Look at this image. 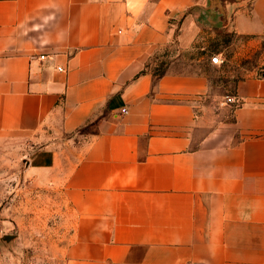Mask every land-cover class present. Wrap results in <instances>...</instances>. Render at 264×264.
Returning <instances> with one entry per match:
<instances>
[{
	"label": "crops",
	"instance_id": "1",
	"mask_svg": "<svg viewBox=\"0 0 264 264\" xmlns=\"http://www.w3.org/2000/svg\"><path fill=\"white\" fill-rule=\"evenodd\" d=\"M205 28L261 47L264 0H0V139L61 189L64 264H264V68L214 87Z\"/></svg>",
	"mask_w": 264,
	"mask_h": 264
},
{
	"label": "rangeland",
	"instance_id": "2",
	"mask_svg": "<svg viewBox=\"0 0 264 264\" xmlns=\"http://www.w3.org/2000/svg\"><path fill=\"white\" fill-rule=\"evenodd\" d=\"M200 38L209 46L205 58L219 55L224 61L209 75L225 94H232L239 79L264 68V38L258 47L251 38L206 28ZM201 53H185L176 69L199 71ZM29 149L18 141L0 139V264H64L63 248L73 227L71 212L61 189L30 186L22 157Z\"/></svg>",
	"mask_w": 264,
	"mask_h": 264
},
{
	"label": "built area",
	"instance_id": "3",
	"mask_svg": "<svg viewBox=\"0 0 264 264\" xmlns=\"http://www.w3.org/2000/svg\"><path fill=\"white\" fill-rule=\"evenodd\" d=\"M211 62L215 65H221L224 61L219 55H214L211 58ZM239 102L234 95H229L225 97V104L228 105H237ZM124 113H127L126 110H123Z\"/></svg>",
	"mask_w": 264,
	"mask_h": 264
},
{
	"label": "water",
	"instance_id": "4",
	"mask_svg": "<svg viewBox=\"0 0 264 264\" xmlns=\"http://www.w3.org/2000/svg\"><path fill=\"white\" fill-rule=\"evenodd\" d=\"M211 8L221 10V0H210ZM7 240L9 237L6 238Z\"/></svg>",
	"mask_w": 264,
	"mask_h": 264
},
{
	"label": "trees",
	"instance_id": "5",
	"mask_svg": "<svg viewBox=\"0 0 264 264\" xmlns=\"http://www.w3.org/2000/svg\"><path fill=\"white\" fill-rule=\"evenodd\" d=\"M165 72H166L165 63H161V64L159 65L158 70H157V74H158L159 76H163V75L165 74Z\"/></svg>",
	"mask_w": 264,
	"mask_h": 264
}]
</instances>
